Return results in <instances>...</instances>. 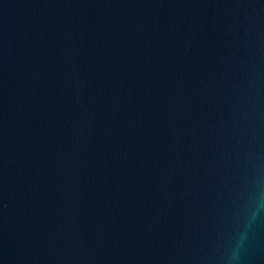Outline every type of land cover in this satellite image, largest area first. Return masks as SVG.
<instances>
[{"label": "water", "instance_id": "obj_1", "mask_svg": "<svg viewBox=\"0 0 264 264\" xmlns=\"http://www.w3.org/2000/svg\"><path fill=\"white\" fill-rule=\"evenodd\" d=\"M0 264H264V0H0Z\"/></svg>", "mask_w": 264, "mask_h": 264}]
</instances>
